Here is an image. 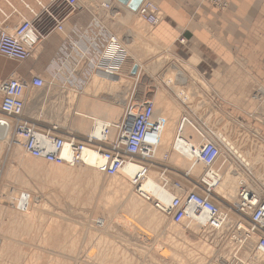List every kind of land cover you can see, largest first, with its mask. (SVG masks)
Masks as SVG:
<instances>
[{
    "label": "rangeland",
    "instance_id": "rangeland-1",
    "mask_svg": "<svg viewBox=\"0 0 264 264\" xmlns=\"http://www.w3.org/2000/svg\"><path fill=\"white\" fill-rule=\"evenodd\" d=\"M80 1L86 0H78V6ZM90 1L98 6L96 0ZM199 1L220 12L228 8L222 9L209 0ZM223 1L228 6V2ZM61 2L57 0L49 4V8L40 14L36 26L42 29L44 34L54 26L47 11L60 12V9H63ZM159 10L161 22L163 13L160 7ZM35 11L41 10L38 8ZM103 12L111 19L110 13L105 10ZM58 17L61 18L59 15ZM135 17L139 29H133L127 22L120 25L116 22L114 25L120 30L118 33H112L119 41H123V48L126 47L130 54L126 53L122 64L117 66V74L106 73L104 80L108 84L121 78V82L112 90L106 87V84H102L99 89L92 85V73L85 79L87 84L84 91L89 89V94L83 92L78 96L66 87L53 89V92H58V97L53 99V103L56 101L63 118L34 123L39 126L56 123L64 128L63 130L84 140L87 134L74 130L78 117L74 115L76 104H71L72 97L79 99L92 94H110L113 96L111 99H115L124 93L128 103L141 101L142 98L153 99L158 113L163 108L170 109L165 111V118L174 136L177 122L182 116L192 119L193 126L203 132H223L253 163V169L249 172L256 177L255 182L264 187V138L247 124L236 121L221 111L219 113L218 107L204 96L202 90L200 91L199 84L203 81L198 75L191 68L184 66L183 61L179 60L177 64L169 47L162 45L152 35V30L159 26L160 22L151 27L140 22L136 15ZM131 32L145 36L144 42L139 40V44L132 43ZM127 36L131 38L128 39ZM181 42L183 44V39L178 40V43ZM150 44L156 50H152ZM135 63L139 65L136 78L130 75ZM180 78L189 79L192 85L180 84ZM168 80L172 83H168ZM262 89L255 90L259 98L262 97ZM184 94H188V100H183ZM120 114L123 117V111ZM0 124L6 127L4 134L0 136V264H220L222 260L230 263L233 260L234 251L230 252L218 234L172 226L168 218L160 216L150 204L142 202L133 187H129L126 196L116 195V181L98 176L93 170L85 167H62L53 170L57 173L54 176L51 170L55 166L50 169L49 164L25 157L22 152V158H19L15 149L20 143L12 137L10 128L1 118ZM61 127L59 128L62 129ZM165 132L163 131L158 148L146 162L147 175L158 180L160 169H166L169 184L177 182L186 189L197 187L194 181L203 175L204 169L200 166L202 170L200 168L201 172L196 177L186 174L185 170L172 160L173 156L178 155L173 142L175 139L174 136L167 137L169 142L166 145ZM229 160L227 162L231 164H239L234 157H231L232 162ZM30 165L32 170L27 169ZM216 165L220 167L224 163L219 160ZM132 195L136 201L135 205ZM106 200L112 204L103 206ZM159 218H162V223L158 222Z\"/></svg>",
    "mask_w": 264,
    "mask_h": 264
},
{
    "label": "crops",
    "instance_id": "crops-1",
    "mask_svg": "<svg viewBox=\"0 0 264 264\" xmlns=\"http://www.w3.org/2000/svg\"><path fill=\"white\" fill-rule=\"evenodd\" d=\"M54 1L57 0H0V23L3 21L4 24L8 23L7 29L13 30L15 28L13 24L34 19L43 10H47L49 4ZM115 1L118 2V0ZM153 1L159 5L163 13L160 25L152 30L155 39L169 47L177 64L179 60L183 61L184 66L191 68L198 75L203 81L199 84L200 91L202 90L204 96L211 100L219 111L236 121L247 124L264 138V99L262 96V88H264V0H226L228 8L224 12L201 3L199 0ZM61 5L64 9H60L61 14L58 10L55 12L61 18L65 17L62 31L50 29L27 60L17 62L0 55V82L10 78L29 82L33 76H38L45 82H52L50 88L26 91L24 118L30 122L56 121L63 118L58 104L56 101L53 103V99L56 100L58 97V92H53V89L66 87L78 96L83 92H90L89 89L84 91L87 84L85 79L93 73L91 77L93 85V76L98 70L95 67L97 58L105 48L108 36L120 30L114 24L117 22L120 25L127 22L129 25L133 19L132 11L119 3L107 12L110 13L111 19L103 12V9L95 6L90 0L80 1L78 9L74 12H70L62 2ZM38 8L40 12L35 11ZM10 15L16 16L10 17ZM131 33L132 38L129 36L127 38H131L132 43L139 44V40L142 41L141 43L144 42L143 37L145 36L136 32ZM181 39H183V44L178 43ZM117 45L125 54H130L126 47L123 48V41L118 39ZM150 46L152 50H156L151 44ZM109 50L110 52L107 51L106 54L108 56L104 57L113 62L116 60V54L112 49ZM120 64L122 63L119 62L117 66ZM134 65L130 75L136 78L139 74V65L137 63ZM118 71L117 67V71L111 73L117 74ZM106 73L108 72H105V75ZM104 76L101 81L106 83ZM181 81L180 79V84H183L184 82ZM258 88L262 89L260 90L261 98L255 94ZM122 96L120 94L114 100H111L109 95L85 96L88 102L87 109L92 115L87 117L83 133L89 135L95 132L98 121L110 124L120 122L122 119L120 113L129 104L126 102L127 97L125 101L117 100L123 99ZM72 98L71 104L77 105V97ZM140 100L142 102L154 101L144 98ZM155 109L154 104V115L165 123L164 135L168 138L174 136L165 118V111L170 109L163 108L159 113ZM75 111L76 108L74 115L77 117ZM188 120L192 124V119L188 118ZM192 128L195 132L196 127ZM74 130L82 132L76 128ZM181 132L185 136L184 124ZM113 136L115 137L114 132H112ZM190 142L196 144L193 139ZM21 151L23 153L22 147Z\"/></svg>",
    "mask_w": 264,
    "mask_h": 264
},
{
    "label": "bare ground",
    "instance_id": "bare-ground-1",
    "mask_svg": "<svg viewBox=\"0 0 264 264\" xmlns=\"http://www.w3.org/2000/svg\"><path fill=\"white\" fill-rule=\"evenodd\" d=\"M93 1H95V0H93ZM96 1L98 2V6L101 9L105 10L106 12H108L109 10H112V8L117 3H119L115 0H96ZM209 1L211 3H213L215 6H220V8H222V9L223 8L225 9V7H227V5L225 4V2L223 0H209ZM142 8H146L147 13L149 15L152 14L154 17H157V22L155 25L145 22V20L141 17L140 10ZM77 9H78V0H76V6H75L74 11H76ZM74 11H70V12H74ZM134 12H135V15L138 17V20L140 22H143V24L145 23L151 27L158 25V23L161 20L160 10H159V7L156 3H153L152 1H148V0L141 1L139 6L137 7V9L135 11L131 12L133 19H131L130 26H132L133 29H135V30L139 29V28L137 27L138 21L134 20L136 18L134 15ZM64 18L65 17L61 18V19H63L62 23L64 21ZM28 21H24V22H28ZM62 29H63V26H62ZM8 31L12 32V30H8ZM109 38L114 39V46H117L118 38L116 36L111 35V34L108 36V39ZM39 43H37V45L33 48V50L39 45ZM106 49L104 50L103 53H101L99 55L98 61L95 64V67H97L98 70L95 73V75L93 76V85L95 87L97 86L99 89H100V86L102 84H104V85L106 84L103 81H101L102 77L105 75V72H106L105 68H103L102 66H99V63H98L100 61L101 57L108 56L106 54H107V51L110 52V50H108V49L106 50ZM33 50L31 51V53L33 52ZM112 50L115 51L114 48ZM30 56H31V54H30ZM3 57H5V56H3ZM116 58H118V57H115V59ZM27 59H25V60H27ZM11 60H13V59H11ZM101 61H102L101 63H104L105 61L107 63H111V60L108 58H105V61H103V58H102ZM17 62H23V61H17ZM119 62H121V61L116 59L113 63H115V65L117 66V64H119ZM119 76L120 75H118V77ZM35 77L40 78L38 76H33L32 78H35ZM19 80L20 79H17V78H10V79L4 80L2 82H6V81L17 82ZM41 80L43 81V86L41 88H35L33 90L50 87L52 85V82H47V81L45 82L43 79H41ZM121 80H122L121 78L112 80L110 83L106 84L105 86L108 87L109 89L111 88L110 90H112L113 88H115L118 85L119 82H121ZM2 82H0V83H2ZM167 82L170 83L171 81L168 80ZM181 82H184L183 84H185V85L186 84H188L189 86L192 85V83L189 81V79L182 80ZM26 91H29V89H26L24 91V94L22 93L21 97H19V99L22 100L23 104L25 101ZM30 91H32V90H30ZM160 93L162 95V92H160ZM180 94L182 95V93H179V95ZM122 95H123L122 96L123 99H117L118 101H121V100L125 101L126 94H125V96H124V93ZM263 95H264V93L262 94V96ZM109 96L113 97L110 94H109ZM85 98L77 99V105H76V111H75L77 113V117H78L77 121L75 122L76 123V129L81 130V131L85 130L87 117H90L92 115L87 109L88 102H86L87 100H85ZM188 98L189 97L187 94L184 96L183 100H188ZM263 99H264V96H263ZM111 100H114V99H111ZM137 102H142V101H135L134 100L132 103L137 104ZM153 107H154V103H153ZM124 111H125V108H124L123 112ZM22 116H23V119L26 120L24 118V110H23ZM188 118L189 117L182 116V118H180L177 122V129H176L177 132H176V138H175L176 143H175L174 147L176 148L178 155L173 156L172 160L176 164L181 166L185 170L186 174L196 177L201 172V170L203 168L201 166V164L197 163V159L195 158V155H196V157L198 155L199 149H201L203 147V145L207 144V142L212 141V139L217 138L218 140L221 141V143L223 144V147H224V151H225V149H227L229 151L231 157L236 158V161L239 162V164L235 163V165H234L233 163L231 164V163L226 161L227 163L225 162V164L223 166H221V172H219V183L217 184L216 187H214L215 195L217 194L220 197L221 202L223 200L224 203L227 204L226 206H224V208L221 207L222 208L221 212H223L222 214L225 215L228 226H233V228L224 227L222 225H219L218 228L220 231H216V230L212 231V230L207 229L205 226L206 225V216L204 214H201L200 208L195 207V205L191 204V202H190V197H191L190 195L196 194L198 196H201V195H203L202 191L199 189V187L197 188L195 186L193 187V189L192 188L186 189V188L182 187L177 182L169 184L170 181L168 180V178H166V173H167L166 169H160L158 180H156L151 175L148 176L147 175L148 171L146 172V175H145L146 180L142 186V189L144 191H146L147 193H149L150 195H153L155 202H153V203L148 202L147 203L143 199H140L138 194L135 192L136 196L142 202L150 204L157 214H159L160 216H163L165 218H167L166 214L163 212H160L159 209H157L158 208L157 206H159V208L168 209L171 206L173 200H179L183 204V208L185 209L187 216H185V218L182 219V221L179 224H173L169 219L171 217H169L168 218L169 223L172 226L185 227L187 229H191L194 231H200L201 230V231L207 232V233L214 232L215 234H218L219 239L223 240V244H225V246L228 247L229 250H231L230 252L233 253V251H234V253H235L233 255V260L231 261V263L227 262V261L223 262V260H222V262H221L222 264H232V262L234 264H243L245 262L246 263L252 262L254 264H257L258 262H260L259 264H263L264 258L260 257V255L256 253L255 246L257 244L258 236L264 237V231L262 229L256 228L257 227L256 224L250 225L252 217L256 214L257 209H254L252 211L253 208H249V206L243 207L240 205V203L237 204L236 208L237 209L238 208L239 209L244 208L245 209L244 211L241 212V211H237L236 209H234V210L229 209L231 207L234 208V205H235L234 199H235L236 191L238 188L237 185H239L240 183H244V184H246L247 187H249L250 189L253 190V188H252L253 186L251 183H249V179L245 175V172L240 171V170H242V167H244L249 172L251 169H253L252 168L253 163L250 162V160H248V158L244 154V152H240V150L236 147V145H234L231 142V140L228 139L223 132H217V133H215V132L214 133L203 132V131L198 130L196 128H194L195 129V132H194V130L192 128L193 124H190ZM159 121H162V120L159 119ZM134 124H135L134 119L131 118V116L125 115L123 113V117H122L121 121L117 122V123L110 124V123H107L105 121H98L97 125H96L95 132H91L89 135L87 134V136H85L84 140H81L77 136L73 135L72 133H69L67 130H63L64 128H62L61 126H58L56 123L47 124V126L43 125L44 127H41L38 124L32 122V125L35 127L36 130H34L33 127L30 126L33 131L30 133V137L27 140H25L26 145H27V142L29 140H31L32 146L34 148L41 149L42 153H47V152L52 151L53 145L56 142V140H62L63 142H67V145H65L63 147L62 152H61L62 158L64 159V158L68 157L70 159V156H71L70 147H72V149L74 150V151L72 150L73 151L72 152L73 153L72 159H74L76 157L75 152H77V154H76L77 157L80 156V158L82 160V162L77 164V165L69 166L65 162L62 164H55V163H51V162H46L45 159H36V158H33L29 154L28 149H27L28 152H26L25 151L26 149L24 150L22 145H21V147L23 150V154L29 158H32L34 160H37V161H40V162H43L46 164L58 165V166L53 167V169H52V166L50 165L51 166L50 169H52L51 172L54 176L57 175V173L55 171H53L55 169H61L62 167L76 168V167L82 166V167H85L87 169L93 170L94 172L99 174L98 176L102 175V176H105L107 178H110V180H115L116 181V185H115L116 190H114L115 191L114 193L116 195L119 194L122 196H126L129 193L128 192L129 187H132L131 183L133 182V179L136 177L137 173L140 171V169L138 167H136L132 162H130L129 160L126 159L125 150H123V148L121 146V143H122V145H125V146L127 145V139H129L130 132L133 130ZM183 124H184L185 136H183L182 132H178L179 126L181 127V131H182ZM30 127H27L26 129L30 130ZM59 127H61L62 129H60ZM163 131H162V134H163ZM112 132L115 133V137L114 136L112 137ZM162 134H161L160 138H162ZM253 136H256V135H253ZM103 139L106 140L107 143H105L103 141ZM192 139L195 141L196 144L190 142ZM16 141H18L20 143L22 140L16 139ZM168 142H169V139L167 140V136H166L164 143H166V145H167ZM18 152H19V154H18ZM20 152H22V151H20V146L17 145L16 149H15V154L19 158H22V156L20 155ZM229 161L232 162L231 158ZM23 163H24V161H23ZM25 163H26V161H25ZM146 165H148V164L146 163L145 166ZM26 166H28V165H26ZM108 168L115 169L112 175H109L106 173ZM200 168H201V170H200ZM27 169L32 170L33 169L32 165L27 167ZM59 172H60V170H59ZM202 172H203V175L201 174L198 177L199 181L207 179L208 174L205 173L204 170H202ZM214 172L215 173H213V174L217 173L215 170H214ZM249 173H251V172H249ZM252 177L254 178L255 176L252 175ZM254 179H256V177ZM204 196H206V195L204 194ZM113 200H115V199H113ZM132 200L133 201L135 200L133 195H132ZM135 202L136 201H134V205H135ZM109 203L112 204L111 202H109V201L107 202V200H106V203H103V206L107 207V204H109ZM227 207H229V208H227ZM171 220H172V218H171ZM158 222L162 223L163 222L162 218H159ZM100 224L102 225V222ZM260 226H261V224H260ZM239 227H242L243 230L239 231L236 229ZM247 228H249V231L246 233L244 231V229H247ZM177 244H179V243H177ZM181 246H182V244H181ZM187 253H189V252H187Z\"/></svg>",
    "mask_w": 264,
    "mask_h": 264
},
{
    "label": "built area",
    "instance_id": "built-area-1",
    "mask_svg": "<svg viewBox=\"0 0 264 264\" xmlns=\"http://www.w3.org/2000/svg\"><path fill=\"white\" fill-rule=\"evenodd\" d=\"M61 1L70 11H74L76 0ZM55 13L56 12L53 10L47 11V14L54 22L53 29L62 31L63 19L59 18L58 14ZM40 14L36 15L34 19L29 20L28 22H16L13 24V27L15 28H13L12 32H9L7 29L9 27L8 23L4 24V21L3 23H0L1 56H5L6 58L13 59L15 61H24L30 56L33 48L45 36L42 29L36 26ZM140 15L145 20V22L149 24L155 25L157 22V17H154L152 14L149 15L146 8H142L140 10ZM13 16L16 15H10V17ZM105 47L108 50L114 48L116 57H118L116 59L120 60L122 63L125 58V53L118 45L114 46V39L109 38ZM106 48H104L101 53H103ZM102 58L103 61H105L104 56L101 57L100 61L98 62L99 66L105 68V71L108 73L117 71V66L115 63H107L106 61L101 63ZM17 82L6 81L0 83V117L10 128L9 132L11 133L12 137L18 140L21 139L22 141L20 143L22 147L24 150L26 149V152L29 151V154L33 158L45 159L46 162L55 164H62L65 162L69 166L81 163L82 160L80 156L77 157V152H75L76 157L72 159V152L74 151L72 147H70V159L68 157L64 159L62 158V149L65 145H67V142H63L62 140H56L52 151L47 153H42L41 149L34 148L32 146L31 140L27 142V145L25 144V140L30 137V133L33 131L31 127H33L34 130L36 129L32 125V122L23 119L22 115L24 104L22 100L19 99V97H21L22 93L24 94L26 89L33 90L35 88H41L43 86V81L40 78L35 77L32 78L30 82H25L23 80H19ZM132 97L133 95H131L130 99H132ZM123 113L125 115L131 116L135 122L133 130L130 132L129 139H127V145L125 146L121 143L123 150H125L126 159L140 169L131 184L134 192L138 194L140 199H143L147 203H153L155 202L154 196L142 189V186L146 180L145 175L147 172L145 164L150 160L152 153L159 146L164 123L159 121V119L154 116L155 111L151 101L137 102V104L129 102V104L126 105L125 111ZM27 127H30V130L26 129ZM178 132H181L180 126L178 128ZM103 141L107 143L106 140L103 139ZM195 158L197 159V163L201 164L204 172L207 173L208 176L206 180L194 181V184L199 187L203 195H190L191 204L195 205L197 208H200L201 214L206 216L205 226L207 229L212 231H220L218 228L219 225L233 228V226H228L226 217L224 214H222L223 212H221V207L224 208V206L227 204H225L223 200L221 202L220 197L217 194L215 195L214 192V187H216L219 183V172H221V166L217 167L216 164L219 160H222L225 164V162L231 158L229 151L227 149L224 151L223 144L216 138L203 145V147L199 149L197 157L195 155ZM242 169L244 170L245 175L248 177L249 183L252 184L253 190L247 187L246 184L240 183L234 199V208H227L230 210L236 209L237 211L242 212L245 210L244 208H236L237 204L240 203V205L243 207L249 206V208H253L252 211L257 209L256 214L252 217L250 225L256 224V228L262 229L264 231V187L257 184L255 179L252 177V174L249 173L244 167H242ZM114 170L115 169L113 168H108L106 173L112 175ZM214 170L217 172L216 174H213L215 173ZM204 194L206 196H204ZM157 207L160 212L166 214L167 218H172V220L171 218L169 219L173 224H179L182 219L187 216L185 209L183 208V204L179 200H173L171 206L168 209L159 208V206ZM236 229L239 231L243 230L242 227ZM244 231L247 233L249 228L244 229ZM255 250L256 253L260 255V257L264 258V237L258 236Z\"/></svg>",
    "mask_w": 264,
    "mask_h": 264
},
{
    "label": "water",
    "instance_id": "water-1",
    "mask_svg": "<svg viewBox=\"0 0 264 264\" xmlns=\"http://www.w3.org/2000/svg\"><path fill=\"white\" fill-rule=\"evenodd\" d=\"M141 1L142 0H118L120 4L127 6L132 11H135L137 9ZM5 129H6L5 125L0 124V136L1 137L4 134Z\"/></svg>",
    "mask_w": 264,
    "mask_h": 264
}]
</instances>
